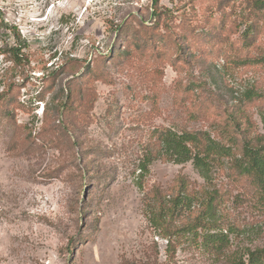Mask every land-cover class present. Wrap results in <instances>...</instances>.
I'll return each instance as SVG.
<instances>
[{
  "label": "rangeland",
  "instance_id": "1",
  "mask_svg": "<svg viewBox=\"0 0 264 264\" xmlns=\"http://www.w3.org/2000/svg\"><path fill=\"white\" fill-rule=\"evenodd\" d=\"M251 5L0 0V264H235L264 248V214L229 159L207 179L190 162L140 170L154 131L226 144L225 111L264 96V22ZM246 110L251 135H264V102ZM177 176L194 198L165 234L150 210ZM204 192L221 197L208 218ZM199 219L225 246L201 228L173 235Z\"/></svg>",
  "mask_w": 264,
  "mask_h": 264
},
{
  "label": "trees",
  "instance_id": "2",
  "mask_svg": "<svg viewBox=\"0 0 264 264\" xmlns=\"http://www.w3.org/2000/svg\"><path fill=\"white\" fill-rule=\"evenodd\" d=\"M250 2L255 17L264 22V0H250ZM0 27L8 28L3 25V21H0ZM250 44L251 38L247 33L243 38L241 49L250 48ZM9 51L13 62L21 64L24 55L20 50L11 48ZM257 100L264 102V96L247 92L237 104L225 111L220 129L226 144H221L207 132H175L165 128L154 131L152 146L156 149L147 151L140 170L147 173L149 165L157 160L178 165L190 162L200 176L207 179L212 164L222 159H229L230 170L248 181L253 191L255 209L264 214V135H251V121L246 110L249 104ZM261 119L264 124V113L261 114ZM167 197H169L168 201H166ZM192 198L194 196L189 190L187 180L183 176H177L170 194L164 197L158 195L150 210L152 214L150 222L153 227L166 234L173 219L189 208ZM220 198L217 192L212 195L203 193L202 214L205 218L215 213ZM200 228L204 232L202 237L205 244L216 243L215 248L219 250L227 243V239L221 235L206 234L205 229L213 227L206 220L201 219L195 221L193 225L173 229V235L179 237L183 232L197 233ZM235 264H264V248L247 250L244 259H240Z\"/></svg>",
  "mask_w": 264,
  "mask_h": 264
}]
</instances>
